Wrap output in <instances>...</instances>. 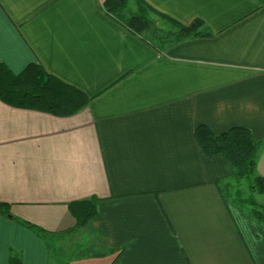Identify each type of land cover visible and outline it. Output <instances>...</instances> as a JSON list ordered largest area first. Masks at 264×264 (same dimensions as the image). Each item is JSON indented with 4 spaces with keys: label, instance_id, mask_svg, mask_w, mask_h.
Segmentation results:
<instances>
[{
    "label": "crops",
    "instance_id": "1",
    "mask_svg": "<svg viewBox=\"0 0 264 264\" xmlns=\"http://www.w3.org/2000/svg\"><path fill=\"white\" fill-rule=\"evenodd\" d=\"M144 1L212 37L159 53L103 0H0V61L13 74L41 64L94 97L70 117L0 102V203L44 231L0 216V264H49L47 240L75 224L68 204L92 196L69 264H264V227L218 190L234 169L193 137L241 127L264 141V0Z\"/></svg>",
    "mask_w": 264,
    "mask_h": 264
},
{
    "label": "trees",
    "instance_id": "2",
    "mask_svg": "<svg viewBox=\"0 0 264 264\" xmlns=\"http://www.w3.org/2000/svg\"><path fill=\"white\" fill-rule=\"evenodd\" d=\"M102 11L129 33L161 53L179 43L211 38V30L199 19L183 25L150 7L144 0H103ZM156 19L169 29L163 30ZM94 97L49 74L41 64L29 63L18 74H13L0 61V102L16 109L33 110L55 117H70L85 109ZM193 137L206 157L222 155L234 169L231 178L219 181L217 186L225 203L241 209L245 215L264 227V207L250 196L247 200L233 197L229 191L231 183H245L248 192L264 198V178L257 173L256 162L264 141H253L245 128L234 127L221 134H213L200 125L193 131ZM97 197L68 204V210L75 220L73 228L66 235H72L88 226L96 215ZM0 216L16 221L37 236L44 231L28 222L19 221L10 214V207L0 203ZM92 255V254H89ZM7 264H21L18 256L10 255Z\"/></svg>",
    "mask_w": 264,
    "mask_h": 264
},
{
    "label": "rangeland",
    "instance_id": "3",
    "mask_svg": "<svg viewBox=\"0 0 264 264\" xmlns=\"http://www.w3.org/2000/svg\"><path fill=\"white\" fill-rule=\"evenodd\" d=\"M156 24L163 30L169 29V27L165 23L157 19ZM229 191L233 197H236L238 194L239 196L237 197L240 200H247L248 197L251 196L257 204L264 207V198L256 193L252 194L248 192L245 183H231ZM261 212H264L263 209L261 210ZM67 238L69 239H62L60 241H57L55 239L47 240V243L49 245V264H69L71 261L70 259H73V257L75 256H79V253H82L83 251L85 253V247L87 246L86 237H84V243L82 245L79 244L82 239L79 236L77 237L76 235H69L67 236Z\"/></svg>",
    "mask_w": 264,
    "mask_h": 264
}]
</instances>
